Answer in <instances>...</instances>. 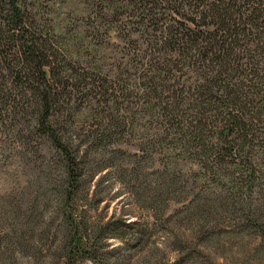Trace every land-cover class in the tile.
<instances>
[{"label": "rangeland", "instance_id": "obj_1", "mask_svg": "<svg viewBox=\"0 0 264 264\" xmlns=\"http://www.w3.org/2000/svg\"><path fill=\"white\" fill-rule=\"evenodd\" d=\"M201 1L176 7L193 12ZM171 2L25 0L77 89L70 122L85 184L64 209L56 188L38 179L57 154L0 145V264H264L263 125L240 154L243 166L225 172L233 177L213 178L201 160L166 146L169 139L155 147L156 123L142 114L146 101H157L151 78L164 54L162 30L183 28ZM114 118L127 129L107 133ZM251 165L263 176L253 184L240 176ZM69 215L90 227L71 262L60 256Z\"/></svg>", "mask_w": 264, "mask_h": 264}, {"label": "trees", "instance_id": "obj_2", "mask_svg": "<svg viewBox=\"0 0 264 264\" xmlns=\"http://www.w3.org/2000/svg\"><path fill=\"white\" fill-rule=\"evenodd\" d=\"M201 2L193 12H182L185 4L177 8L178 0L169 3L172 13L184 19L179 22L183 28L164 26L160 70L151 78L157 101H146L141 111L156 123L155 147L169 139L166 146L201 160L211 177L229 178L225 172L235 167L230 165L243 166L240 154L259 139L257 126L264 130V0ZM52 45L25 0H0V145L6 151H54L56 157L38 179L43 189L56 188L65 209L84 187L85 162L77 154L70 122L77 89L61 71ZM182 69L194 78L176 79L174 73ZM166 92L170 97L164 99ZM112 129L125 130L127 124L114 118L104 130ZM256 171L252 165L240 167V176L253 184L263 177ZM65 223L60 256L71 262L90 227L72 215Z\"/></svg>", "mask_w": 264, "mask_h": 264}]
</instances>
